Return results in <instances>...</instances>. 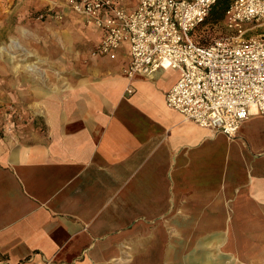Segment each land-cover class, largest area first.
<instances>
[{
    "label": "crops",
    "instance_id": "obj_1",
    "mask_svg": "<svg viewBox=\"0 0 264 264\" xmlns=\"http://www.w3.org/2000/svg\"><path fill=\"white\" fill-rule=\"evenodd\" d=\"M88 30L95 48L102 31ZM55 40L61 50L32 53L45 68H15L0 98L27 117L0 138V264H143L158 251L257 249L242 247L247 236L264 244V116L229 139L167 106L178 71L131 80L128 46L111 60L68 33Z\"/></svg>",
    "mask_w": 264,
    "mask_h": 264
},
{
    "label": "built area",
    "instance_id": "obj_2",
    "mask_svg": "<svg viewBox=\"0 0 264 264\" xmlns=\"http://www.w3.org/2000/svg\"><path fill=\"white\" fill-rule=\"evenodd\" d=\"M63 1L102 31L94 57L115 60L128 46L129 79L178 71L165 98L184 120L234 139L250 117L264 116V35L249 36L264 26V0H234L225 12V35L209 44L196 34L217 0H137L133 10L122 0ZM25 262L38 264L33 257Z\"/></svg>",
    "mask_w": 264,
    "mask_h": 264
},
{
    "label": "rangeland",
    "instance_id": "obj_3",
    "mask_svg": "<svg viewBox=\"0 0 264 264\" xmlns=\"http://www.w3.org/2000/svg\"><path fill=\"white\" fill-rule=\"evenodd\" d=\"M63 0H0V82H6V92L0 89V98L5 94L6 97H12V84L15 77V68L28 73L27 64H36L45 68V60L37 58L32 53L35 51H58L61 48L56 43L55 38L64 33H68L73 39L80 43L79 49L93 51L92 38L89 37L90 27L85 18L81 15H62L61 6ZM50 8L52 10L48 12ZM60 14L63 18H54L46 16L48 13ZM44 14V18L40 15ZM264 26L256 28L249 36H258L264 34ZM226 29L223 22H207L196 34L197 39L203 44H209L214 39L225 35ZM263 33V34H261ZM35 36L46 42H36ZM16 42V44H13ZM31 53L33 56H30ZM42 60V61H41ZM19 73L21 71H18ZM18 73V74H19ZM27 120L26 115L20 113L13 102H0V138L13 129V124L22 123ZM185 236L181 240L183 246L188 242ZM243 246L257 247L252 250H214L197 251L195 249L181 251H158L151 252L150 256L144 259L143 264H264V244L257 245L247 236ZM245 239V238H244ZM168 237L166 243H168ZM189 243V242H188ZM179 246V245H178ZM233 247V245H231ZM176 256V257H175ZM124 254L118 260L117 264H126ZM203 257H206L205 260ZM126 259V258H125ZM135 260H141L140 258ZM134 260V261H135ZM138 262V261H136Z\"/></svg>",
    "mask_w": 264,
    "mask_h": 264
},
{
    "label": "trees",
    "instance_id": "obj_4",
    "mask_svg": "<svg viewBox=\"0 0 264 264\" xmlns=\"http://www.w3.org/2000/svg\"><path fill=\"white\" fill-rule=\"evenodd\" d=\"M234 0H217L206 22L219 23L224 20L225 12Z\"/></svg>",
    "mask_w": 264,
    "mask_h": 264
},
{
    "label": "bare ground",
    "instance_id": "obj_5",
    "mask_svg": "<svg viewBox=\"0 0 264 264\" xmlns=\"http://www.w3.org/2000/svg\"><path fill=\"white\" fill-rule=\"evenodd\" d=\"M13 44H16L18 46V44L16 42H14Z\"/></svg>",
    "mask_w": 264,
    "mask_h": 264
}]
</instances>
